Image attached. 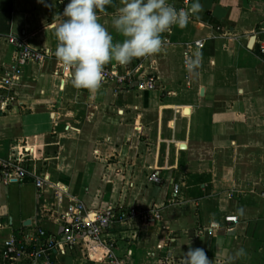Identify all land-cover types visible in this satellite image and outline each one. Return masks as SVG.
I'll return each instance as SVG.
<instances>
[{
  "label": "crops",
  "instance_id": "crops-1",
  "mask_svg": "<svg viewBox=\"0 0 264 264\" xmlns=\"http://www.w3.org/2000/svg\"><path fill=\"white\" fill-rule=\"evenodd\" d=\"M69 2L0 0V162L26 172L7 182L0 172V264H33L40 251L39 264H182L189 248L214 264H264V0H199L161 53L105 66L141 67L155 90L95 93L75 89L55 57L13 68L12 38L55 53ZM119 6L98 13L114 42ZM78 205L86 220L116 214L95 257L63 241ZM11 239L18 261L4 255Z\"/></svg>",
  "mask_w": 264,
  "mask_h": 264
},
{
  "label": "clouds",
  "instance_id": "clouds-1",
  "mask_svg": "<svg viewBox=\"0 0 264 264\" xmlns=\"http://www.w3.org/2000/svg\"><path fill=\"white\" fill-rule=\"evenodd\" d=\"M113 0H70L54 29L57 41L55 58L69 71L75 89L99 91L105 81L104 69L111 62L126 66L134 58H148L164 50L163 34L174 25L186 27L202 11L199 0L185 10H177L168 0H121L112 19V27L122 42L100 23L98 13H105ZM237 256L246 255L239 249ZM182 264H214L201 248L183 255Z\"/></svg>",
  "mask_w": 264,
  "mask_h": 264
},
{
  "label": "built area",
  "instance_id": "built-area-1",
  "mask_svg": "<svg viewBox=\"0 0 264 264\" xmlns=\"http://www.w3.org/2000/svg\"><path fill=\"white\" fill-rule=\"evenodd\" d=\"M188 3L189 0H186ZM11 43L17 47V55L15 60V65L13 68H19L25 66L28 63H38L46 59H51L55 57L49 51L39 52L30 49L25 46L22 42H18L16 39L12 38ZM197 45L202 47L203 44L198 42ZM260 53L264 55V41L260 42ZM142 68L139 67L135 73L128 72L121 74L119 71H111L104 69L105 81L103 84H115L118 89L124 91H153L157 88L158 78L154 74H145L141 73ZM70 71V70H69ZM139 73V74H138ZM0 172L2 173V180L7 182L11 177H17L19 179H24L26 177L25 170L21 167L20 164H13V162H0ZM151 181L155 183H160L159 178L156 174L151 176ZM38 186L41 187V183L37 182ZM78 214H72L68 217H71L73 220L72 224L67 227L63 234V241L70 247H80L83 249L85 255L93 256L94 253L90 254L96 249L95 246H100L102 243L101 236L107 234V232L115 225L116 214L114 211H107L102 214H99L93 220H86L81 216L83 211V206H76ZM227 221L229 223H237V218L228 217ZM43 235V234H42ZM23 250L18 246L16 239H11L6 244L5 258L8 260H19ZM45 254V251L33 253L34 263L39 264L42 258V255ZM107 264H123L117 260L114 256H109V261Z\"/></svg>",
  "mask_w": 264,
  "mask_h": 264
}]
</instances>
